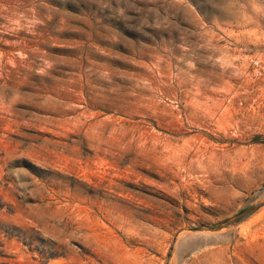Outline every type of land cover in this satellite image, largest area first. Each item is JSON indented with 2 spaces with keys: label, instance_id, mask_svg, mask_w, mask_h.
<instances>
[{
  "label": "rangeland",
  "instance_id": "rangeland-1",
  "mask_svg": "<svg viewBox=\"0 0 264 264\" xmlns=\"http://www.w3.org/2000/svg\"><path fill=\"white\" fill-rule=\"evenodd\" d=\"M0 264H264V0H0Z\"/></svg>",
  "mask_w": 264,
  "mask_h": 264
},
{
  "label": "water",
  "instance_id": "water-1",
  "mask_svg": "<svg viewBox=\"0 0 264 264\" xmlns=\"http://www.w3.org/2000/svg\"><path fill=\"white\" fill-rule=\"evenodd\" d=\"M212 228H215V227H212Z\"/></svg>",
  "mask_w": 264,
  "mask_h": 264
}]
</instances>
